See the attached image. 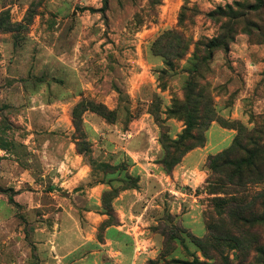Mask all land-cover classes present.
Wrapping results in <instances>:
<instances>
[{
  "label": "rangeland",
  "instance_id": "rangeland-1",
  "mask_svg": "<svg viewBox=\"0 0 264 264\" xmlns=\"http://www.w3.org/2000/svg\"><path fill=\"white\" fill-rule=\"evenodd\" d=\"M37 1L40 7L29 32L20 33L17 44L13 45L11 34L0 33V88L10 90L11 99H15L12 103L21 108L30 105L29 95L41 88L43 97H37L32 104L48 100L54 95L53 91L63 94V90L69 89L76 97L82 93L95 102L114 105L117 95L111 96V89L115 87L121 92L117 125L106 127L104 134L107 144L111 145L110 150L118 153V162L127 160V150L135 152L136 162L129 160L127 164L141 181L142 186L137 189L144 191L141 198H136V212L147 207L146 216L148 220L156 221V225L170 224L199 239L208 234V227L217 231L222 239L214 243L219 253L215 261L204 258L183 235L187 251L199 262L264 264V224L249 219L243 223L234 222L231 217L237 203L253 211L257 208V199L264 201V158L259 174L251 172L240 176L227 170H218L215 174L206 172L201 163L198 169L204 171V176L195 172L181 177V170L177 167L179 176L177 180H169L170 184L159 175L161 168L157 164L162 156L159 135L175 139L185 123L187 126L189 123L184 145L174 151L173 158H177L186 147L202 143L204 127L211 117L217 118L215 123L218 126L222 122L231 128L227 130H232L233 134L229 136L223 129L220 133L211 132L208 143H205L207 153L227 148L229 140L237 134L250 138L254 135L260 144L264 143V0L258 12L250 14V20L259 24V31L252 30L250 36L237 34L226 54L221 51L214 54L217 56L212 59L209 71L202 73L209 86L199 105L201 109L198 111L197 107L195 111L189 104L190 113L178 108L184 102L183 87L193 47L190 46L172 72L157 76L155 71L162 67V62L150 54L149 45L162 32L176 28L179 9L184 3L187 4L182 23L185 35L195 42L200 37L210 39L216 34L213 23L195 12L205 14L217 5H232L242 0ZM30 2L0 0V12H7L12 23L20 22ZM243 2L245 5L252 3L249 0ZM127 91H132L131 98H127ZM126 111L133 121L124 131L122 123ZM97 142L93 145H98ZM204 154L202 152L201 156ZM206 178L210 183L205 182ZM162 185L183 196L163 191ZM42 192L48 193L46 190ZM13 194L0 189V210L6 203L5 198L20 222L17 224L15 220L8 231V227H0V264H40L36 245L48 241L51 249V237L42 239L40 232L32 230L34 225L29 229L26 223L33 219L36 223L44 221L50 229L55 215L66 209V205L55 206L65 198L64 193L57 188L54 199L43 195L50 198L48 201L52 204L48 211L53 218L50 215L47 219L41 217L46 210L34 214L14 207ZM43 224H38L37 228ZM154 226L147 228L146 235L156 238L159 252L162 239L153 231ZM206 250L209 257L213 256L208 246ZM44 255L46 260L42 264L47 260L50 264L49 252ZM171 257L191 261L180 247Z\"/></svg>",
  "mask_w": 264,
  "mask_h": 264
},
{
  "label": "crops",
  "instance_id": "crops-1",
  "mask_svg": "<svg viewBox=\"0 0 264 264\" xmlns=\"http://www.w3.org/2000/svg\"><path fill=\"white\" fill-rule=\"evenodd\" d=\"M216 56L217 54L213 58L215 59ZM9 91L7 87L0 88V108L5 107L3 114L13 125V127L5 125L0 127V134L6 143L4 148H0V189L14 193L12 197L14 207L21 208L22 212L35 214L46 210V214L41 216L46 219L50 215L53 218L52 213L48 211L52 204H49L50 198L43 195H49L54 199L53 193L59 188L65 197L55 206L66 205V209H63V213L55 215L50 229L44 221L36 223L33 219V221L25 222L29 225V229L34 225L32 230L40 232L42 239L51 237V249L48 248V241L36 245L39 263L42 264V261L46 260L45 252H49L52 258L50 264H145L148 260L155 259L159 254L156 238L147 237L146 232L152 224L156 225V221L148 220L147 207H144L142 211L135 210L136 198L142 197L144 192L142 189H125L118 192L111 202L115 223L106 226L101 231V240L98 238L100 225L108 220V216L102 211L101 196L112 186L108 184L109 178H102V180L99 174L92 171L84 155L79 154L75 149L73 139L75 129L72 124L71 110L82 98L87 97L82 93L76 97L73 90L66 89V91L63 90V94H56L53 91L54 95H50L48 100H40L38 104H32L38 99L37 97H43V90L38 88L28 97L31 104L21 108L12 103L15 99H11ZM111 91V96L117 95L114 105L99 102L109 111H118L119 94L115 87H112ZM131 92L127 91V98L132 97ZM13 111L15 116L11 115ZM81 120L82 132L90 145L92 158L113 166L123 164L126 172L138 179L137 187L142 186L139 178L133 175L127 164L129 160L136 162L135 152L127 150L128 161L118 162V153L110 150L111 145H108L105 139L106 127L116 126L117 117L114 122L108 123L87 110L82 114ZM128 124L125 127L122 123L124 131ZM222 129L227 131L229 136L233 134L232 130L224 129L212 122L205 133V143H208L211 132L220 133ZM97 141L99 144L94 146L93 144L98 143ZM231 141L232 138L229 144ZM220 151L222 150L207 153V146L204 144L203 147L185 154L171 174L160 171L159 175L168 180V184L171 180H177L179 176L177 167L181 170V177L195 172L202 173L204 176V171L198 169L199 164L202 163L204 166L209 155ZM202 152L205 154L201 156ZM162 186L163 191L167 190L173 192L172 194L183 196L171 187ZM43 190L48 193L44 194ZM4 200L6 203L2 204L3 210H0V227H8L6 229L8 231L15 220L17 224L20 222L16 219L15 210L7 204L5 198ZM144 200L148 202L147 199ZM38 224L44 226L37 228ZM46 264H49V260Z\"/></svg>",
  "mask_w": 264,
  "mask_h": 264
},
{
  "label": "trees",
  "instance_id": "trees-1",
  "mask_svg": "<svg viewBox=\"0 0 264 264\" xmlns=\"http://www.w3.org/2000/svg\"><path fill=\"white\" fill-rule=\"evenodd\" d=\"M249 1L252 3L247 5L244 4L243 0L241 2H234L232 5H217L214 10L205 14L200 11L195 12V15L204 16L216 27V34L212 38L200 37L195 42L192 38L185 35V29L182 23L184 20V13L187 11V4L184 3L179 9L176 28L162 32L149 45L150 54L161 59L162 62V67L155 71L157 76H165L168 72H172L176 63L181 61L188 53L190 46L193 47L190 68L186 71L187 78L183 87L184 102L179 106V110L183 109L186 113L189 111L188 106L190 104L195 111H197V107L198 111H200L201 108L199 105L204 99V93L209 86L202 73L209 71V65L214 54L218 51L226 54L229 51L230 44L233 43L237 34L244 33L250 36L252 30H256V32L259 31V24L250 20V14L252 12H258L257 9L262 6L263 0ZM38 2L39 1L37 0H31L24 17L20 22L12 23L9 20L7 12H0V33L11 34L14 38V43L17 44L19 38H21L20 33L25 34L28 32L35 13L40 7ZM104 8H106V2H104ZM101 11L104 12V9H101ZM117 92L120 99L121 92L118 89ZM209 100L211 103V98ZM4 110V106L0 108V127H3L4 125L13 127L2 113ZM87 110L97 114L108 123L116 120L118 111H109L103 104L95 102L90 98H82L71 110L72 124L75 129L73 139L75 140L76 151L79 154L84 155L92 171L99 174L101 179L109 178L108 184H111L112 186L111 189L104 191L101 196L102 211L108 216V220L103 222L99 227L98 238L101 240V231L106 226L115 223L113 219V210L111 208L112 200L121 190L137 188L138 179L130 176L126 172V168L123 164L113 166L108 163L98 162L92 158L90 145L86 142L82 132L81 116ZM132 118L133 117L129 115L128 111H126L123 123L125 127ZM216 119L217 118L215 117H211L209 122L205 125L202 143L188 148L186 147L179 153L177 158H173L175 154L174 151H177V147H180V145H184L189 123L188 126L185 123L184 128L175 139L169 137L162 138L159 135L158 143L162 151V156L157 161V164L160 166L161 171L165 174H171L172 170L181 162L185 154L196 148L203 147L205 144V133L212 122H217ZM153 120L157 125L155 117H153ZM219 126L224 129H231L226 127L222 122H220ZM256 133L258 132L256 131ZM258 141L259 140L254 135L253 138L239 137L238 134L234 135L227 148L207 157L204 169L206 172H212L214 174L217 173L218 170H227L229 173L233 175L237 174L239 176L251 172L259 174L261 170V161L264 158V143L260 144ZM5 145L6 143L0 134V148H4ZM114 182L116 184L113 185ZM205 182L210 183L207 178L205 179ZM237 202L238 200L236 203ZM256 206L257 208L252 211L237 203L231 211V217L234 219L233 221L243 223L249 219L264 224V201L257 199ZM168 227H171L170 224L164 226L157 224L152 228L153 231L160 235L162 244L158 256L153 260H148L145 264H206L199 262L194 255L187 251L185 237L189 238L190 242L196 247V249L200 250L204 258L215 261L216 257H219L217 246H215L214 243L219 242L222 239V235H219L217 231H214L207 226L208 234L199 239L186 233L184 230H179L175 227H171V230H169ZM183 235H185V237ZM171 241L175 242V244H170ZM207 246L213 251V256L215 257H209L206 250ZM179 247L188 257H191V261L171 257Z\"/></svg>",
  "mask_w": 264,
  "mask_h": 264
}]
</instances>
